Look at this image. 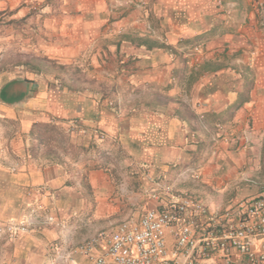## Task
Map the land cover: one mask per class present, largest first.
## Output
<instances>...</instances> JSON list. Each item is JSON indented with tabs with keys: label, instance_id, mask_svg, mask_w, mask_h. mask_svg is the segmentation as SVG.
Masks as SVG:
<instances>
[{
	"label": "crops",
	"instance_id": "0c3cea01",
	"mask_svg": "<svg viewBox=\"0 0 264 264\" xmlns=\"http://www.w3.org/2000/svg\"><path fill=\"white\" fill-rule=\"evenodd\" d=\"M31 1L34 64L0 75V226L34 224L0 235V264H67L156 207L151 191L166 204L165 186L213 212L264 194V0ZM36 126L63 135L37 142Z\"/></svg>",
	"mask_w": 264,
	"mask_h": 264
},
{
	"label": "built area",
	"instance_id": "2783aa9c",
	"mask_svg": "<svg viewBox=\"0 0 264 264\" xmlns=\"http://www.w3.org/2000/svg\"><path fill=\"white\" fill-rule=\"evenodd\" d=\"M201 51L199 45L192 48L194 53ZM79 130L76 120L67 129L70 134ZM194 178L198 180L200 175ZM163 190L170 199L166 204L162 195L151 191L148 197L156 207L147 208L139 219L123 222L112 232L93 235L69 251L66 263L78 264L76 256L81 255L88 264H206L216 259L222 264H264V194L233 209L213 212L197 198L175 193L169 186ZM34 212L0 226V235L15 240L28 233ZM48 221L54 222V218L49 216Z\"/></svg>",
	"mask_w": 264,
	"mask_h": 264
},
{
	"label": "rangeland",
	"instance_id": "374dc122",
	"mask_svg": "<svg viewBox=\"0 0 264 264\" xmlns=\"http://www.w3.org/2000/svg\"><path fill=\"white\" fill-rule=\"evenodd\" d=\"M13 2L16 5V14L7 11L0 15V36L2 37V42H0V75L3 74L7 79L17 78L23 75L24 69L21 67L22 63L19 64V60L22 61L25 59L29 60V62H34L36 52H34L33 49H35V45L38 46V36L40 33L38 31L35 32V29L32 28L28 30L25 25L31 20L35 22L43 10V5L35 1L15 0ZM7 3V1L4 2L5 7H8ZM59 3L60 1H58V8L60 6ZM53 6L54 8L57 7L55 5ZM25 10L30 11L28 14L29 16H24V13H26ZM229 13L228 10L227 14L229 15ZM198 44L200 43H196V45ZM24 50L31 52L25 54ZM32 63L30 65H32ZM25 66L28 67L27 64ZM51 67L56 70L54 65L48 64V71ZM65 67H67L68 70L65 73L60 72V75H64L65 77H60L55 80L59 84L66 86V84L73 82V75L77 74L76 72H72L73 65ZM66 132L70 134L68 131ZM218 132L220 133L221 131L218 130ZM60 138L64 140L63 137ZM53 139L55 141L56 136ZM215 264L222 263L216 261Z\"/></svg>",
	"mask_w": 264,
	"mask_h": 264
},
{
	"label": "trees",
	"instance_id": "16d2710c",
	"mask_svg": "<svg viewBox=\"0 0 264 264\" xmlns=\"http://www.w3.org/2000/svg\"><path fill=\"white\" fill-rule=\"evenodd\" d=\"M55 131H57V129L55 128H50V127H45V126H36V128L33 131V136L34 138L38 141H40L42 138L45 141H51L53 140V138H55ZM59 134H63L59 131H57ZM62 137V136H61Z\"/></svg>",
	"mask_w": 264,
	"mask_h": 264
},
{
	"label": "water",
	"instance_id": "95a60500",
	"mask_svg": "<svg viewBox=\"0 0 264 264\" xmlns=\"http://www.w3.org/2000/svg\"><path fill=\"white\" fill-rule=\"evenodd\" d=\"M25 83V82H24ZM11 87V86H10Z\"/></svg>",
	"mask_w": 264,
	"mask_h": 264
}]
</instances>
